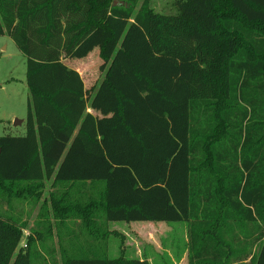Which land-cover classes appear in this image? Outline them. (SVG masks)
I'll list each match as a JSON object with an SVG mask.
<instances>
[{
  "label": "trees",
  "instance_id": "1",
  "mask_svg": "<svg viewBox=\"0 0 264 264\" xmlns=\"http://www.w3.org/2000/svg\"><path fill=\"white\" fill-rule=\"evenodd\" d=\"M174 6L0 0V37L25 58L28 90L26 134L0 137V202L35 201L49 181L66 188L44 200L25 250L24 226L0 214V264H48L36 249L51 235L47 205L89 237L79 253L61 250V264H149L108 257L106 225L135 222L186 224L187 264H264V0ZM119 24L143 43L134 62L117 46L132 63L121 80L122 63L104 53ZM102 35L109 64L93 87L96 118L63 60ZM105 93L113 99L101 105Z\"/></svg>",
  "mask_w": 264,
  "mask_h": 264
},
{
  "label": "rangeland",
  "instance_id": "2",
  "mask_svg": "<svg viewBox=\"0 0 264 264\" xmlns=\"http://www.w3.org/2000/svg\"><path fill=\"white\" fill-rule=\"evenodd\" d=\"M148 2L150 9L155 13L174 14L176 12L175 0H148ZM129 27L130 25H115V45L109 44L104 49V53L114 59L115 65L116 60L120 57L117 46L126 47L131 52L132 62L142 59L143 43L142 41L139 43L134 41L133 35L130 32L128 34ZM103 39L104 36L102 35L94 45L88 46L81 55L76 54L72 59L63 60L67 67L78 70L86 87L87 106L90 109L94 98L93 87L100 85L109 64L101 57L100 44ZM131 61L128 62L124 57L119 59L122 65H117L115 69L118 71V80L122 75L121 66L130 74ZM25 74V58L7 36L0 37V137H23L26 134L28 90ZM163 79L165 78L160 80L161 86L166 81ZM99 89H103V87L101 86ZM125 90L130 91L129 88ZM131 92L138 97V91L132 89ZM105 94L100 97L101 105L113 99ZM110 104L108 103L105 107L108 111ZM110 110L114 109L110 108ZM104 116L107 117L110 114ZM64 188L49 181L43 184V189L39 193L40 197L35 201L29 199L23 202L17 200L9 203L0 202L1 216L6 220H17L20 225L24 226L20 249L25 250L27 247L26 239L31 235L30 231L35 228V222L38 220V214L42 211L41 207L44 200L48 201V198L53 195L58 198L64 192ZM47 209H49L48 214L52 224L51 235L45 240L44 247L37 244L36 249L38 254L45 261H48V264H51L52 257L47 252H51V254L53 252V260L56 264H61V250L69 251L72 249L79 253L87 247L83 240H87L89 237L80 236L81 222L79 220H68L61 224L53 219L52 211L50 212L48 205ZM96 224L101 225V222L96 220L95 226ZM106 232V250L110 258L117 259L119 255H122L127 259L146 260L149 264H187L186 224L108 223Z\"/></svg>",
  "mask_w": 264,
  "mask_h": 264
},
{
  "label": "crops",
  "instance_id": "3",
  "mask_svg": "<svg viewBox=\"0 0 264 264\" xmlns=\"http://www.w3.org/2000/svg\"><path fill=\"white\" fill-rule=\"evenodd\" d=\"M82 49H83V45L82 46H80L79 48H78V52L79 51H82ZM77 53V52H76ZM74 57V56H73ZM73 57H70L69 59H72ZM73 70H75L78 74H79V72H78V70H76L75 68H72ZM81 77V76H80ZM85 87V86H84ZM85 92H86V87H85ZM87 112L88 113H90L91 115H93L94 117H96V118H98V117H100L101 116V113L99 112V111H97L96 109H95V107L94 108H88L87 109ZM100 114V115H99ZM256 248H253V251L252 252H254V250H255Z\"/></svg>",
  "mask_w": 264,
  "mask_h": 264
}]
</instances>
